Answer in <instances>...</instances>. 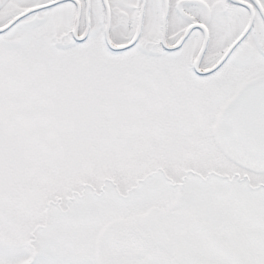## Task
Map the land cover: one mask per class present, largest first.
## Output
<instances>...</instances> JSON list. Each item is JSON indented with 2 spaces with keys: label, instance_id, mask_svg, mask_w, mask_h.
Returning a JSON list of instances; mask_svg holds the SVG:
<instances>
[{
  "label": "snow or ice",
  "instance_id": "obj_1",
  "mask_svg": "<svg viewBox=\"0 0 264 264\" xmlns=\"http://www.w3.org/2000/svg\"><path fill=\"white\" fill-rule=\"evenodd\" d=\"M0 264H264V0H0Z\"/></svg>",
  "mask_w": 264,
  "mask_h": 264
}]
</instances>
